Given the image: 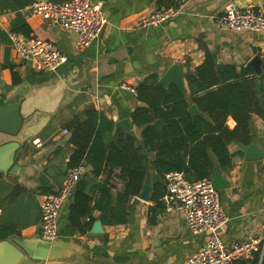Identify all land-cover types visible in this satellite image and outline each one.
<instances>
[{"label":"crops","instance_id":"0c3cea01","mask_svg":"<svg viewBox=\"0 0 264 264\" xmlns=\"http://www.w3.org/2000/svg\"><path fill=\"white\" fill-rule=\"evenodd\" d=\"M33 1L13 8L12 0H0V106L16 104L20 114L27 116L19 138L0 136V225L14 231L0 241L39 239L43 195L55 192L70 169L67 161L73 145L68 142L66 124L74 116L84 119L85 109L93 107L110 120L113 127L104 133L106 143L114 139L118 128L139 136L140 128L133 124L130 113L140 103L135 93L118 86L121 82L136 86L151 73L160 78L172 64H178L185 76L202 62L206 50L215 54L217 63L237 67L247 65L258 54L261 71H253L264 73V31L228 29L217 21L227 4L264 10V0H173L176 13L164 24L149 27L137 22L159 7L156 0H98L107 22L96 39L81 47L76 45L73 31L32 14L29 6ZM18 16L31 29L29 37L58 45L64 55L59 66L37 70L16 52L8 32ZM184 84L186 87L185 77ZM121 118H129L132 128L117 124ZM102 123L98 118V124ZM227 123L234 125L230 117ZM250 127L249 143L254 140L263 156L246 160L244 144L232 141L228 144L232 166L216 165L214 170L228 183L218 190L228 216L219 228L221 238L228 248L255 238L259 250L264 245V119L253 113ZM154 156L149 153L150 161ZM82 166L79 178L86 180L90 205L98 200V186L105 179L112 185L113 197L122 190L119 169L93 174L90 164L83 162ZM147 172L153 185V168ZM160 199L161 205L155 206L151 199L141 200L137 194L130 197L124 203L127 220L120 224L103 222L101 211L93 209V222L100 221L101 232L92 231L93 222L86 232L71 228L68 201L60 211L58 237L46 258L20 259L16 250L2 246L0 264H181L204 242L205 234L191 232L180 209L168 210L164 195ZM254 251L234 264L251 258Z\"/></svg>","mask_w":264,"mask_h":264},{"label":"trees","instance_id":"16d2710c","mask_svg":"<svg viewBox=\"0 0 264 264\" xmlns=\"http://www.w3.org/2000/svg\"><path fill=\"white\" fill-rule=\"evenodd\" d=\"M12 1L16 8L29 0ZM156 2L159 7L175 5L173 0ZM20 18L17 17L11 30L29 36L31 29ZM184 77L186 94L173 83L167 86L158 83L155 73L138 82L135 96L140 104L130 113L131 121L140 128L138 137L118 128L114 139L104 142V133L113 123L93 107L85 109L84 119L74 116L66 124L70 131L68 142L73 145L68 167L85 162L91 165L93 174L103 171L109 174L117 168L123 181L122 190L114 197L112 185L106 179L101 182L98 200L92 206V197L85 190L86 180L79 178L74 199L68 202L71 228L80 232L90 229L93 209L101 211L100 218L107 224L126 222L128 209L124 203L139 192L149 167L153 168L155 176L151 201L158 206L166 191V173L177 170L189 181H194L212 176L216 165L232 166L233 153L228 144L232 141L249 143L253 113L264 119V73L255 74L249 65L237 67L232 63H217L215 54L206 50L202 62ZM191 103L196 104L199 113L188 110ZM229 117L234 121L232 127L227 123ZM98 118L103 121L102 126ZM150 152L155 153L151 161ZM10 232H14L13 229L0 225V238ZM252 253L251 258L240 260L239 264H264V245L262 252ZM234 261L231 264L237 262Z\"/></svg>","mask_w":264,"mask_h":264},{"label":"built area","instance_id":"2783aa9c","mask_svg":"<svg viewBox=\"0 0 264 264\" xmlns=\"http://www.w3.org/2000/svg\"><path fill=\"white\" fill-rule=\"evenodd\" d=\"M29 11L44 20L73 31L77 46H87L96 39L107 22L98 0H34ZM176 13L174 7H158L138 19L140 27L159 26ZM218 24L234 30L264 31V10L254 6L238 7L227 4L218 17ZM12 47L37 70H53L64 59L60 48L53 41L38 36L25 37L9 31ZM120 88L135 93V86L121 82ZM264 101V97H263ZM68 132V130H64ZM35 143L38 139L33 140ZM83 169L82 164L71 167L60 187L43 195L39 212V236L46 240L58 237L60 211L73 194ZM164 201L168 210L180 209L187 228L193 233H204L205 240L181 264H231L257 250V239L234 242L228 248L219 234V228L228 220L223 210L218 190L211 177L189 181L182 172L174 170L165 174ZM262 248L259 250L262 251Z\"/></svg>","mask_w":264,"mask_h":264},{"label":"water","instance_id":"95a60500","mask_svg":"<svg viewBox=\"0 0 264 264\" xmlns=\"http://www.w3.org/2000/svg\"><path fill=\"white\" fill-rule=\"evenodd\" d=\"M261 58L258 54L252 56L247 65L251 66L255 73L261 71L260 67ZM168 82H172L177 86V88L183 93H187V89L184 84L183 72L178 64H172L161 76L158 78V83L167 86ZM188 110L193 113H199V110L195 103H191L188 106ZM26 115L20 114L18 106L16 104H7L0 106V136L9 137V139L19 138L24 128L26 127ZM117 124L124 126L128 130L132 128L133 124L129 118H121L117 120ZM244 152V158L246 160H255L263 156V151L256 146L255 141L252 140L250 143L242 145ZM211 182L215 189L220 190L228 186V183L221 177L219 171L215 169L211 176ZM152 181L149 173L145 174L144 180L142 182L141 188L137 193V197L141 200L148 201L151 199L150 191L152 188ZM71 195L69 202H72L74 199V192ZM93 232H101V223L100 221H95L92 224ZM54 240H46L39 236V239L36 240H21L19 238H11L8 240L0 241V248L2 246L11 247L17 251V256L22 259L25 256L35 259H44L48 255L51 247L54 246ZM16 247H14L13 245ZM17 248V249H16ZM22 252L25 254L23 255Z\"/></svg>","mask_w":264,"mask_h":264}]
</instances>
